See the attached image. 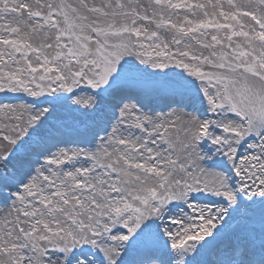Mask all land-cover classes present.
Instances as JSON below:
<instances>
[{"label": "snow or ice", "instance_id": "obj_1", "mask_svg": "<svg viewBox=\"0 0 264 264\" xmlns=\"http://www.w3.org/2000/svg\"><path fill=\"white\" fill-rule=\"evenodd\" d=\"M0 264H264V0H0Z\"/></svg>", "mask_w": 264, "mask_h": 264}]
</instances>
